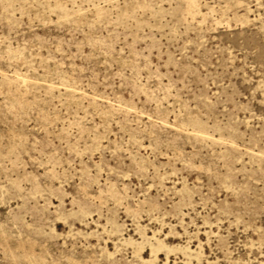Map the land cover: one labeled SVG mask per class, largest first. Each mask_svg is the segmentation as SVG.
Listing matches in <instances>:
<instances>
[{
	"label": "rangeland",
	"instance_id": "obj_1",
	"mask_svg": "<svg viewBox=\"0 0 264 264\" xmlns=\"http://www.w3.org/2000/svg\"><path fill=\"white\" fill-rule=\"evenodd\" d=\"M0 264H264V0H0Z\"/></svg>",
	"mask_w": 264,
	"mask_h": 264
}]
</instances>
